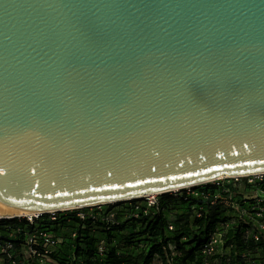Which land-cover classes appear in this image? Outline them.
Segmentation results:
<instances>
[{"label": "water", "instance_id": "water-1", "mask_svg": "<svg viewBox=\"0 0 264 264\" xmlns=\"http://www.w3.org/2000/svg\"><path fill=\"white\" fill-rule=\"evenodd\" d=\"M255 172L264 0H0V201L67 210Z\"/></svg>", "mask_w": 264, "mask_h": 264}, {"label": "trees", "instance_id": "trees-1", "mask_svg": "<svg viewBox=\"0 0 264 264\" xmlns=\"http://www.w3.org/2000/svg\"><path fill=\"white\" fill-rule=\"evenodd\" d=\"M195 189L197 195L186 190L162 193L154 206L133 199L62 211L55 219L50 214L34 222L6 218L1 220V237L13 243L18 258L26 251L30 234L45 231L58 239L46 257L23 255L25 264H200L204 245L223 231L222 248L211 264H264V230L259 241L245 236L255 222L240 217L233 205L250 208L255 203L251 190L226 182ZM257 189L264 192V180ZM260 203L264 206V200ZM81 211L84 217L78 214ZM42 239L37 237L35 246L44 250Z\"/></svg>", "mask_w": 264, "mask_h": 264}, {"label": "built area", "instance_id": "built-area-1", "mask_svg": "<svg viewBox=\"0 0 264 264\" xmlns=\"http://www.w3.org/2000/svg\"><path fill=\"white\" fill-rule=\"evenodd\" d=\"M264 180V172H255V173H249L244 175H226L218 177L214 180H211L210 182L194 185V186H187L183 189H175L172 191H169V193H177L181 190H186L189 194L197 195L196 187L199 185H205L209 183H217L220 182H226L228 184H231L235 187H238L240 190L243 189H250L252 196L255 197V203L252 204L250 208L247 207H241L238 203L233 202V205H235V208L239 211L240 217H245L250 222H255L252 229L247 230L245 232V236H252L255 241H259L261 238L260 231L264 230V220L261 218L264 217V206L261 205V201L264 200V192L257 189V183ZM162 193H150L146 194L143 197L139 199H143L147 202L148 206H154L158 203V196ZM219 198L221 195H217ZM227 203L229 200H225ZM104 204L101 205H92V206H86V207H80V208H99ZM72 209H79V208H72ZM67 209V210H72ZM66 211V210H49L48 212L43 211H37L34 214L30 215H18L13 218L18 219H27L30 222H34L36 219H38L43 214H50L52 219H55L57 214L59 212ZM79 215L84 217V212H79ZM11 219L12 217L8 216H1L0 215V226H1V220L3 219ZM235 222H239L238 219H234ZM172 228V226H170ZM229 227V223L225 224V232L227 231V228ZM1 231H0V264H5L6 261H8V264H25L24 259L22 258L23 255L25 257H34V258H42L46 257L48 253L51 251V247L55 246L58 243V239L54 238L52 235L45 231L36 232L35 234H30L28 243H27V249L26 251L18 258L17 255L14 253V246L13 243L10 240L3 239L1 237ZM40 237L44 242V250L39 249L37 246H35L36 238ZM38 240V239H37ZM223 244V231L217 232L212 235L211 239L208 243H206L202 249L201 254V263L200 264H211V257L221 250V246ZM101 250H103L101 248Z\"/></svg>", "mask_w": 264, "mask_h": 264}, {"label": "bare ground", "instance_id": "bare-ground-1", "mask_svg": "<svg viewBox=\"0 0 264 264\" xmlns=\"http://www.w3.org/2000/svg\"><path fill=\"white\" fill-rule=\"evenodd\" d=\"M36 210H26V209H21L17 207L10 206L2 201H0V215L1 216H18V215H30L36 213Z\"/></svg>", "mask_w": 264, "mask_h": 264}, {"label": "rangeland", "instance_id": "rangeland-1", "mask_svg": "<svg viewBox=\"0 0 264 264\" xmlns=\"http://www.w3.org/2000/svg\"><path fill=\"white\" fill-rule=\"evenodd\" d=\"M155 264H159L158 262H156Z\"/></svg>", "mask_w": 264, "mask_h": 264}]
</instances>
